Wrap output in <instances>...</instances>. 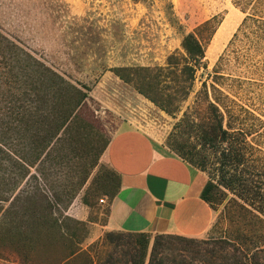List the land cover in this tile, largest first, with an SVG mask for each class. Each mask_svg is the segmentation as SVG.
I'll list each match as a JSON object with an SVG mask.
<instances>
[{
	"label": "trees",
	"instance_id": "obj_1",
	"mask_svg": "<svg viewBox=\"0 0 264 264\" xmlns=\"http://www.w3.org/2000/svg\"><path fill=\"white\" fill-rule=\"evenodd\" d=\"M230 2L243 16L228 42L232 47L219 55L215 68L233 60L243 74L207 73L209 80L201 81L179 118L191 137L188 162L207 173L200 196L213 209L221 204L219 217L227 225L193 247L199 257L184 253L194 237L154 233L146 264H264V115L259 109L264 105V0ZM89 13L72 23L92 47L93 64L105 69L103 31L114 39L116 22L109 21L106 29ZM216 24L209 17L182 33L181 50L168 53L162 64L107 68L172 114L191 91L196 70L204 67L205 45ZM87 96V85L69 79L0 28V264H108L112 253L82 247L84 222L63 212L72 191L58 179L65 151L95 159L107 144L92 112L80 111ZM120 234L132 238L129 264H141L148 241L134 238H143V232L106 231L103 237L118 242Z\"/></svg>",
	"mask_w": 264,
	"mask_h": 264
},
{
	"label": "rangeland",
	"instance_id": "obj_2",
	"mask_svg": "<svg viewBox=\"0 0 264 264\" xmlns=\"http://www.w3.org/2000/svg\"><path fill=\"white\" fill-rule=\"evenodd\" d=\"M87 12H90L89 18L96 17L97 23L106 29L109 21L116 22L114 39L103 31L105 69L93 64L92 47L85 45V36L75 31L72 23L73 17ZM242 16L243 13L230 0H0L1 29L69 79L87 85L86 105L80 111L92 112L93 123L103 137L108 139L115 130L124 126H135L146 131L162 149L186 162L192 157L191 137L179 123V118L185 107L191 104L201 81L205 78L209 80L207 73L217 69L224 75L242 76L233 60H228L221 68H215L219 55L227 53L232 47H228V42ZM209 17L217 19V24L205 45L204 67L196 70L191 91L174 113H166L157 107L136 91L131 83L121 80L107 68L129 62L162 64L168 53L181 50V34ZM74 59L84 61V64L76 67L72 64ZM259 109L264 115V105ZM104 148L95 159L93 155L89 157L82 153L75 156L68 150L64 152L57 166L58 179L68 184L72 196L63 212L84 222L82 247L91 244L92 253H112L108 264H129L134 250L127 241L132 238L120 234L117 236L118 242H108L103 237L106 231L121 230H103L100 226L106 219L109 196L117 184L115 173L105 161ZM189 164L202 171L206 180L204 170ZM220 209L221 204L216 205L215 217L204 235L188 236L195 240L185 245L186 255L199 257L193 252V247L204 245L202 239L221 234L227 221L219 217ZM143 234V238L136 236L134 240L147 239L146 254L141 261V264H146L154 233ZM101 240H104L103 245L97 242ZM174 240L181 242L180 239Z\"/></svg>",
	"mask_w": 264,
	"mask_h": 264
},
{
	"label": "crops",
	"instance_id": "obj_3",
	"mask_svg": "<svg viewBox=\"0 0 264 264\" xmlns=\"http://www.w3.org/2000/svg\"><path fill=\"white\" fill-rule=\"evenodd\" d=\"M105 161L117 175L103 230L204 235L215 217L200 196L202 171L165 151L143 129L124 126L108 138Z\"/></svg>",
	"mask_w": 264,
	"mask_h": 264
}]
</instances>
